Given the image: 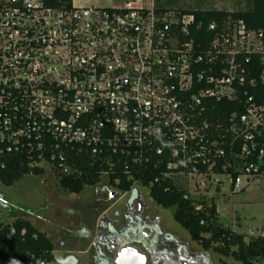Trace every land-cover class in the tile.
I'll return each mask as SVG.
<instances>
[{
    "label": "built area",
    "instance_id": "built-area-1",
    "mask_svg": "<svg viewBox=\"0 0 264 264\" xmlns=\"http://www.w3.org/2000/svg\"><path fill=\"white\" fill-rule=\"evenodd\" d=\"M203 25L152 3L0 0V168L20 153L68 174L74 148L125 173L151 163L154 182H173L195 211L216 206L224 183L258 184L264 25L211 21L207 36ZM223 100L234 109L221 118L211 112Z\"/></svg>",
    "mask_w": 264,
    "mask_h": 264
},
{
    "label": "rangeland",
    "instance_id": "rangeland-1",
    "mask_svg": "<svg viewBox=\"0 0 264 264\" xmlns=\"http://www.w3.org/2000/svg\"><path fill=\"white\" fill-rule=\"evenodd\" d=\"M97 1L85 4L71 0V3L111 8L132 1L134 6L148 8L154 3L157 8L171 11H235L250 6V0ZM40 165L42 175L25 174L9 186L0 183V222L21 218L43 232L53 245L54 259L50 264H98L106 254L117 252L124 240H135L132 237L138 230L146 231L141 241L151 251L148 264H241L212 248L204 250L192 241L188 231L174 220L175 207L156 204L147 186L137 183L130 191L118 195L102 176L97 184L74 194L61 189L59 178L47 162ZM111 192L113 198L109 196ZM215 203L217 220L223 227L246 236H264V177L258 184L234 193H229L224 183Z\"/></svg>",
    "mask_w": 264,
    "mask_h": 264
},
{
    "label": "trees",
    "instance_id": "trees-1",
    "mask_svg": "<svg viewBox=\"0 0 264 264\" xmlns=\"http://www.w3.org/2000/svg\"><path fill=\"white\" fill-rule=\"evenodd\" d=\"M70 1L44 0L48 6H59ZM181 12L193 13L196 20L203 22L204 27L201 31L203 36H207L205 25L211 21L221 25L227 21L240 20L249 29H257L264 25V0H250V6L243 10L194 9ZM257 89L259 97L264 99V85H259ZM214 104L215 109L211 113L221 118L234 109L233 103L225 100ZM30 163L31 160L23 154L10 156L7 158L5 168H0V183L9 186L25 174H43L42 167ZM53 163L52 171L59 178L61 189L74 194L82 192L85 186H93L100 182L104 172H107L106 184L114 187L115 194L118 195L130 191L135 180H140L145 185L152 182L149 194L154 202L164 208L175 207L174 220L186 229L191 240L199 243L204 250L212 248L216 253L230 256L241 264H264L263 235L246 236L223 227L217 220L218 212L213 202L209 207L195 211L190 201L182 198L183 192L176 189L173 182L166 180L154 182L159 171L153 169L151 163L132 167L130 172L125 173L123 163L119 162L110 170L106 160L84 151L79 152L77 148H74L63 162L70 168V173L59 172L58 162ZM166 186L170 189L165 190ZM52 251L53 245L50 240L28 220L16 218L10 223L0 222V264H12V259L17 260L16 264H50L54 259Z\"/></svg>",
    "mask_w": 264,
    "mask_h": 264
},
{
    "label": "flooded vegetation",
    "instance_id": "flooded-vegetation-1",
    "mask_svg": "<svg viewBox=\"0 0 264 264\" xmlns=\"http://www.w3.org/2000/svg\"><path fill=\"white\" fill-rule=\"evenodd\" d=\"M130 233V232H129ZM129 234L127 233V236ZM146 236V231L144 230H138L136 232V236H133L129 241L124 240L123 243L121 244L120 248L118 249L117 252H111L110 254H106L105 256H103L102 258H100L97 263L98 264H117V259H118V254L119 252L127 247L130 246H134L138 249V251L142 252L143 254L146 255V259H145V263L144 264H148L150 261V257H151V251L150 249L147 248L146 245H144V242L141 241V236Z\"/></svg>",
    "mask_w": 264,
    "mask_h": 264
},
{
    "label": "water",
    "instance_id": "water-1",
    "mask_svg": "<svg viewBox=\"0 0 264 264\" xmlns=\"http://www.w3.org/2000/svg\"><path fill=\"white\" fill-rule=\"evenodd\" d=\"M113 198L114 194H109ZM146 255L134 246L122 249L118 254L117 264H144Z\"/></svg>",
    "mask_w": 264,
    "mask_h": 264
},
{
    "label": "crops",
    "instance_id": "crops-1",
    "mask_svg": "<svg viewBox=\"0 0 264 264\" xmlns=\"http://www.w3.org/2000/svg\"><path fill=\"white\" fill-rule=\"evenodd\" d=\"M97 2H98L97 0H79V3H85V4H95ZM126 4H130V5L134 6L132 1H126L125 4H123V6ZM152 4L154 5V3H152ZM161 9H165V8H161Z\"/></svg>",
    "mask_w": 264,
    "mask_h": 264
}]
</instances>
